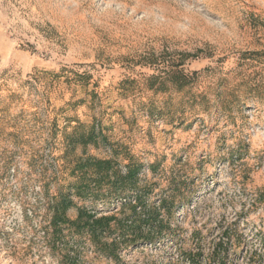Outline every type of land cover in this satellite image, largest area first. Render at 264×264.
Masks as SVG:
<instances>
[{"label":"rangeland","instance_id":"1","mask_svg":"<svg viewBox=\"0 0 264 264\" xmlns=\"http://www.w3.org/2000/svg\"><path fill=\"white\" fill-rule=\"evenodd\" d=\"M79 157L141 165L166 235L52 245L58 192L71 220L135 203L76 197ZM0 264H264V0H0Z\"/></svg>","mask_w":264,"mask_h":264},{"label":"trees","instance_id":"2","mask_svg":"<svg viewBox=\"0 0 264 264\" xmlns=\"http://www.w3.org/2000/svg\"><path fill=\"white\" fill-rule=\"evenodd\" d=\"M140 168L141 165H128L126 173L122 174L114 168L111 160L79 157L72 171V175L77 178V182L71 186L76 197H89L93 192L107 186L109 187L107 191L113 193L116 199L134 198L135 203L125 205L130 213L123 218H118L115 214L97 216L81 208L77 216L71 220L67 216L68 210L73 205L69 194L58 192L47 202V207L52 213L49 221L50 243L56 245L62 241L65 229L70 230L75 236L87 234L96 251L105 257L117 260V251L121 245H135L139 242L152 244L162 239L168 230V220L161 217L160 211L163 209L169 218L172 202L161 200L158 207L146 206L144 199L149 194V190L145 187H137ZM150 169L154 168L150 167ZM125 190L133 194L124 195ZM93 196L98 199V193ZM137 208L140 210L137 211ZM114 234L117 235V240L105 241V238ZM211 257H220L218 247L214 249Z\"/></svg>","mask_w":264,"mask_h":264}]
</instances>
